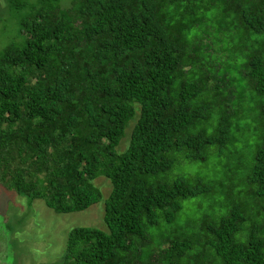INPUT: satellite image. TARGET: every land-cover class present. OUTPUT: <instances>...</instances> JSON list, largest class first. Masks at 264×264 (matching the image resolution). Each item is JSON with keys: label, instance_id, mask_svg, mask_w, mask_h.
I'll list each match as a JSON object with an SVG mask.
<instances>
[{"label": "trees", "instance_id": "obj_1", "mask_svg": "<svg viewBox=\"0 0 264 264\" xmlns=\"http://www.w3.org/2000/svg\"><path fill=\"white\" fill-rule=\"evenodd\" d=\"M8 2L0 182L57 213L112 182L62 263L264 264V0Z\"/></svg>", "mask_w": 264, "mask_h": 264}, {"label": "rangeland", "instance_id": "obj_2", "mask_svg": "<svg viewBox=\"0 0 264 264\" xmlns=\"http://www.w3.org/2000/svg\"><path fill=\"white\" fill-rule=\"evenodd\" d=\"M28 11V8L13 10L8 0H0V51L17 39L19 19ZM137 117L138 113L129 121L117 147L118 151L127 148ZM219 168L217 172L220 171ZM191 169L211 174L214 171V161L196 162ZM94 182L103 192L101 200L86 209L70 213H57L46 205L44 199H30L0 182V264H63L71 228L84 225L105 229L103 213L112 182L102 173ZM201 199L203 196L185 201V205L191 208L190 213L199 212L208 206L206 199L202 200L200 207L190 206L192 201ZM187 211L185 215L188 214Z\"/></svg>", "mask_w": 264, "mask_h": 264}]
</instances>
